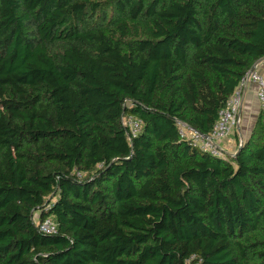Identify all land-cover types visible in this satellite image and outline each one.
Instances as JSON below:
<instances>
[{
  "label": "trees",
  "instance_id": "1",
  "mask_svg": "<svg viewBox=\"0 0 264 264\" xmlns=\"http://www.w3.org/2000/svg\"><path fill=\"white\" fill-rule=\"evenodd\" d=\"M263 58L264 0H0V264H264V110L178 134Z\"/></svg>",
  "mask_w": 264,
  "mask_h": 264
},
{
  "label": "built area",
  "instance_id": "2",
  "mask_svg": "<svg viewBox=\"0 0 264 264\" xmlns=\"http://www.w3.org/2000/svg\"><path fill=\"white\" fill-rule=\"evenodd\" d=\"M259 63L260 61L256 63L254 71L248 72L242 78L234 95L226 103L224 109L219 112L218 120L209 135L203 136L179 124L178 134L180 138L189 142L193 148L212 157L226 160L228 156H234L236 151L228 155L223 151V148L225 147L233 127L239 124V111L242 104L241 95L239 93L240 89L247 85L254 86L260 110H264V76L256 70ZM122 124L128 127L129 135L132 137L136 136L140 131L141 122L135 118L129 117L123 119ZM241 144L242 143L238 144V148ZM38 229L41 233L46 235H53L56 233V225L51 218H47L40 222Z\"/></svg>",
  "mask_w": 264,
  "mask_h": 264
},
{
  "label": "crops",
  "instance_id": "3",
  "mask_svg": "<svg viewBox=\"0 0 264 264\" xmlns=\"http://www.w3.org/2000/svg\"><path fill=\"white\" fill-rule=\"evenodd\" d=\"M256 70L264 76V59L260 60L259 66L256 68ZM239 93L242 100L239 111L241 124L240 127L236 128L235 134H232L227 141V154L231 153V147H234L235 149L239 143L245 142L250 137V134L261 111L256 98V89L254 86L247 85L240 89Z\"/></svg>",
  "mask_w": 264,
  "mask_h": 264
},
{
  "label": "rangeland",
  "instance_id": "4",
  "mask_svg": "<svg viewBox=\"0 0 264 264\" xmlns=\"http://www.w3.org/2000/svg\"><path fill=\"white\" fill-rule=\"evenodd\" d=\"M240 108H241V107H240ZM240 124H241V119H240V117H239V124H238V126L235 125V126L233 127V130H232L230 136H231L232 134H235L236 128H237V127H240ZM230 136L228 137V139L230 138ZM227 141H228V140H227ZM242 143H243V142H242ZM226 144H227V142H226ZM226 144H225V147L223 148V151L226 152V153H228V151H227L228 148L226 149ZM230 149H231V153H230V154H232L233 152H235V151L238 149V145L236 146L235 149H234V147H231ZM232 149H233V150H232ZM236 152H237V151H236ZM236 152H235V153H236ZM230 154H228V155H230ZM227 158H233V156H228Z\"/></svg>",
  "mask_w": 264,
  "mask_h": 264
},
{
  "label": "water",
  "instance_id": "5",
  "mask_svg": "<svg viewBox=\"0 0 264 264\" xmlns=\"http://www.w3.org/2000/svg\"><path fill=\"white\" fill-rule=\"evenodd\" d=\"M255 70V66L252 68V70L251 71H254ZM240 148V147H239ZM238 152H239V150L234 154V156L233 157H235L237 154H238Z\"/></svg>",
  "mask_w": 264,
  "mask_h": 264
}]
</instances>
